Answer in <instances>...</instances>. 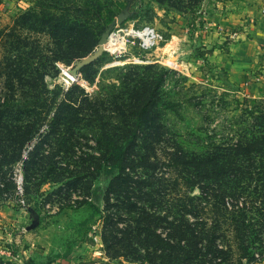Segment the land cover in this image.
Instances as JSON below:
<instances>
[{"label":"trees","instance_id":"16d2710c","mask_svg":"<svg viewBox=\"0 0 264 264\" xmlns=\"http://www.w3.org/2000/svg\"><path fill=\"white\" fill-rule=\"evenodd\" d=\"M156 1L185 12L203 0ZM58 19L42 22L59 49L56 61L82 63L98 41L89 43L90 31L62 27ZM32 22L30 14L22 16V27L31 28ZM20 48L15 42L9 44L7 52H14L15 59H6L8 69L3 75L8 87L0 91L1 196L16 190L13 170L18 162H22L25 195L31 194L32 184L39 188L48 182L78 179L77 171L65 176L54 169L39 179H32L31 171L40 175L45 166L58 162L55 156L63 151L72 160L75 146L90 140L95 153L73 160L90 163L93 171L85 177L95 179L103 171L112 177L104 211L94 208L104 223L102 240L109 258L141 264H215L214 257L225 254L216 264H233V245L223 250L215 244L218 228L235 233L242 253L237 260L252 264L253 248L245 237L250 234L249 213L264 219V106L246 109L247 116L232 123L236 128L231 135L212 129L204 150H188L163 119L170 107L162 100L165 70L152 72L154 67H144L149 72L143 75L131 70L122 86L112 84V92L90 95L77 88L78 96L68 92L58 101L59 93L47 88L44 73L27 75L32 51L27 53L28 61ZM93 65L82 67L89 83L95 80L85 71ZM252 102L244 101L248 106ZM54 108L53 119L43 130ZM190 216L197 219L199 230L191 226ZM204 217L212 219V227Z\"/></svg>","mask_w":264,"mask_h":264},{"label":"rangeland","instance_id":"374dc122","mask_svg":"<svg viewBox=\"0 0 264 264\" xmlns=\"http://www.w3.org/2000/svg\"><path fill=\"white\" fill-rule=\"evenodd\" d=\"M204 2L207 0L197 8L179 12L156 0H0V91L8 87L3 75L8 69L6 59H15L14 52H7L12 42L20 44L25 60L32 51L27 75L34 71L44 73L47 88L59 93L58 101L69 93L78 96L77 88L90 95L101 90L112 92V84L119 87L131 70L140 75L149 72L144 67H154L152 72L165 70L162 100L170 107L163 119L186 149L204 150L207 133L211 135L212 129L218 130L219 134L229 132L231 135L230 130L236 128L232 123L246 117V109L264 106V96L254 99L252 105H246L247 99L237 96L240 93H236L229 83L227 73L209 61L210 46L199 42V36L194 32L197 22L208 10L203 7ZM25 14L33 17L31 28L22 27ZM52 17L59 18L62 27L86 28L90 31L89 43L98 41L82 63L56 61L59 49L42 27L43 20ZM145 25L155 27L164 35L165 41L149 50L128 42L120 55L101 47L109 33ZM90 62L94 65L85 72L95 80L94 83H89L82 73V67ZM70 75L77 78L72 85L66 81V76ZM55 111L56 108L49 112L43 130L49 127ZM81 143L80 148L75 146L73 159H87L89 154L95 153L92 141ZM32 147L33 144L29 150ZM73 159L69 160L64 151L57 153L55 161L58 162L45 166L46 170L40 175L31 171L32 179L45 178V173L51 174L55 169L56 173L65 176L77 171L79 181L75 177L68 178L62 183L48 182L39 188L32 184L30 195H25L23 187L22 162L15 166L16 190L0 195V264H141L108 257L102 240L104 223L94 208L104 211V195L112 177L105 171L95 179L85 177L93 171L90 163L77 164ZM166 202L170 205V201ZM188 220L191 226L197 227L195 217L190 216ZM207 220L212 227V219ZM247 225L250 234L245 237V243L253 248L250 250L254 257L252 264H264V219L251 212ZM223 230L215 229V244L223 250H228L227 245H233L235 261L232 262L240 264L237 259L242 253L236 243L239 240L235 233ZM206 243V240L202 242ZM256 253L263 256L262 262L257 260ZM207 257L213 261V255ZM224 257L225 254L214 257V263Z\"/></svg>","mask_w":264,"mask_h":264},{"label":"crops","instance_id":"0c3cea01","mask_svg":"<svg viewBox=\"0 0 264 264\" xmlns=\"http://www.w3.org/2000/svg\"><path fill=\"white\" fill-rule=\"evenodd\" d=\"M203 7L208 10L194 32L199 42L210 46L209 61L227 73L240 99L263 97L264 0H207ZM255 76L261 80L254 82Z\"/></svg>","mask_w":264,"mask_h":264},{"label":"built area","instance_id":"2783aa9c","mask_svg":"<svg viewBox=\"0 0 264 264\" xmlns=\"http://www.w3.org/2000/svg\"><path fill=\"white\" fill-rule=\"evenodd\" d=\"M262 13L264 15V7L262 9ZM113 39L119 42H114ZM163 41H165L164 35L158 30H156V28L153 26H132L120 28L116 32L109 33L108 37L104 39L101 47L107 52L116 53L117 55H120L122 53V50L126 48L128 42L137 45L138 47H140V49L149 50ZM261 50L264 54V34L262 37ZM76 79L72 78V82L70 84L72 85V83ZM260 80L261 79L258 76H255L253 78L254 82H259ZM255 256L259 262H262L261 259L263 256L261 254L256 253Z\"/></svg>","mask_w":264,"mask_h":264},{"label":"bare ground","instance_id":"6f19581e","mask_svg":"<svg viewBox=\"0 0 264 264\" xmlns=\"http://www.w3.org/2000/svg\"><path fill=\"white\" fill-rule=\"evenodd\" d=\"M117 40H118V38H117ZM113 41L114 42H119V41H116L115 39H113ZM72 77L73 76H71V75L70 76H66V81L69 82V83H71L72 82Z\"/></svg>","mask_w":264,"mask_h":264}]
</instances>
